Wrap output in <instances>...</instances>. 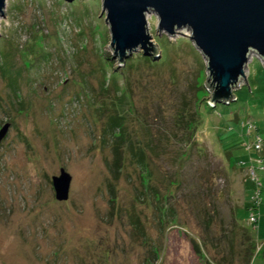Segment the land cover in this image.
<instances>
[{
	"label": "rangeland",
	"instance_id": "rangeland-1",
	"mask_svg": "<svg viewBox=\"0 0 264 264\" xmlns=\"http://www.w3.org/2000/svg\"><path fill=\"white\" fill-rule=\"evenodd\" d=\"M100 1L5 0L0 264H264V154L253 148L264 140V62L253 55L235 98L209 107L187 27L158 33L146 13L157 54L121 71L143 53L112 58ZM60 168L65 200L51 185ZM231 206L247 253L248 238L224 226ZM215 210L221 225L209 223Z\"/></svg>",
	"mask_w": 264,
	"mask_h": 264
},
{
	"label": "water",
	"instance_id": "water-1",
	"mask_svg": "<svg viewBox=\"0 0 264 264\" xmlns=\"http://www.w3.org/2000/svg\"><path fill=\"white\" fill-rule=\"evenodd\" d=\"M4 4L0 0V15ZM100 12L109 32L108 48L118 64L137 49L144 55L157 54L146 13L155 15L158 33L173 35L187 27L205 60L204 86L213 105L235 98L233 90L242 79L246 82L243 71L253 55L264 62V0H101ZM8 125L0 128V140ZM69 181L61 168L51 177L56 200L67 198Z\"/></svg>",
	"mask_w": 264,
	"mask_h": 264
},
{
	"label": "trees",
	"instance_id": "trees-1",
	"mask_svg": "<svg viewBox=\"0 0 264 264\" xmlns=\"http://www.w3.org/2000/svg\"><path fill=\"white\" fill-rule=\"evenodd\" d=\"M135 58H137V59H142L143 61H147V60H152V56L151 55H143V54H140V55H134L133 56V58L131 57L130 58V63H128V65H126V61L124 62V65H123V69H121V71L122 70H124V68H126L127 66H129L130 64H132L133 62L132 61H135ZM155 61V60H154ZM116 74H119V75H117V81H118V79L120 78V79H122V80H120V83H121V81L122 82H124V86L126 87V89H128V83L126 82V80H127V77L126 76H122L121 74H120V71L118 70V72H116ZM218 103V102H217ZM217 103H215V105H213V106H209V107H215L216 105H217ZM219 104V103H218ZM220 104H222V103H220ZM122 119V118H121ZM116 120H117V122H118V120L119 119H117L115 116L114 117H111L110 118V122L112 123L111 125H114V126H116L117 125V122H116ZM256 130V129H255ZM116 139H118V138H116ZM259 139V138H258ZM261 141H262V144H261V142H260V147H258V148H255V145L253 146V148H254V150H255V152L257 151V152H261V153H263L264 154V140L263 139H261ZM117 142V141H116ZM116 145L117 144H113L112 145V148H113V152L116 154V151L118 150V148L116 147ZM253 145V144H252ZM141 152V151H140ZM140 152L139 153H137V154H140ZM142 153V152H141ZM225 156H226V159L227 160H230L231 159V155H230V152H225ZM141 161V160H140ZM233 165H234V163H233ZM235 166V165H234ZM255 171V170H254ZM246 177H248V178H250L251 180H253L254 181V187H253V193H252V195L250 196V198H249V201L247 202V204L246 205H244V207H245V209H248V211H249V214H248V217H247V223H248V225L252 228V229H254V228H256V224H257V221H258V214H257V212H256V210H258V206H259V202H260V196H259V190H260V181L258 180V177L255 175V178L253 179V178H251V176H246ZM246 177H244L243 179H245ZM256 181V182H255ZM256 184V185H255ZM254 193H257V196H256V198L254 199V196H253V194ZM253 197V198H252ZM234 206H236V204H234ZM230 208V220L227 222L228 224L227 225H224V226H227V228H231V229H233V227H237L238 229L236 230H234V231H236L237 233H239V234H243L242 236H243V238H245V237H247L248 238V241L246 242V244H245V253H247V250H248V248H249V245H251V243H253V241H252V239H251V235H250V233L248 232V230H247V228L246 227H243V226H240V225H238L237 224V222L235 221V219L233 218V215H232V210H233V207L231 206V207H229ZM170 210V209H169ZM171 212V211H170ZM173 212V211H172ZM166 213V212H165ZM214 213H215V216H214V218L213 219H211L210 221H209V223L210 224H212V223H216V224H219V225H221V224H223L224 222L222 221V223L219 221V217H218V214L216 213V210L214 211ZM217 215V216H216ZM253 217V219H254V221L253 222H251L250 220H249V218L250 217ZM205 222V221H204ZM203 223V222H202ZM208 226V225H207ZM212 228H213V226H212ZM224 230V229H223ZM211 232H209V235L208 236H211ZM196 245V244H195ZM195 248V247H194ZM250 249V248H249ZM225 259V258H224ZM208 263H210V264H221V262H218V261H216L214 258H208Z\"/></svg>",
	"mask_w": 264,
	"mask_h": 264
},
{
	"label": "built area",
	"instance_id": "built-area-1",
	"mask_svg": "<svg viewBox=\"0 0 264 264\" xmlns=\"http://www.w3.org/2000/svg\"><path fill=\"white\" fill-rule=\"evenodd\" d=\"M258 147H260V142H258V143H256L255 144V148H258ZM253 170V168H251V170L250 171H252ZM253 172V171H252ZM249 220L251 221V222H253L254 221V219H253V217L251 216L250 218H249Z\"/></svg>",
	"mask_w": 264,
	"mask_h": 264
}]
</instances>
